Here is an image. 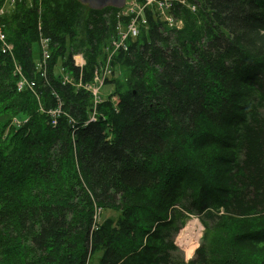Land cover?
Returning a JSON list of instances; mask_svg holds the SVG:
<instances>
[{
    "label": "trees",
    "instance_id": "16d2710c",
    "mask_svg": "<svg viewBox=\"0 0 264 264\" xmlns=\"http://www.w3.org/2000/svg\"><path fill=\"white\" fill-rule=\"evenodd\" d=\"M169 1L183 26L144 8L95 105L72 54L84 52L91 83L120 8L16 0L2 16L35 87L18 90L0 51V264H89L97 252V264H264V0ZM195 214L204 231L185 261L174 236Z\"/></svg>",
    "mask_w": 264,
    "mask_h": 264
},
{
    "label": "built area",
    "instance_id": "2783aa9c",
    "mask_svg": "<svg viewBox=\"0 0 264 264\" xmlns=\"http://www.w3.org/2000/svg\"><path fill=\"white\" fill-rule=\"evenodd\" d=\"M16 0H5L0 5V51L4 54L9 55L13 61V74L18 78L17 87L18 90L24 89V87H28L30 89H34L35 81L29 80L22 71L21 66L14 58L13 53V44L8 40L6 33L3 29V24L1 22L2 16L14 6ZM184 2V1H182ZM156 5L157 11L160 13L161 17H164L165 21L169 25H174L173 19L168 18L167 10L170 7L169 0H131L130 2H126L125 5L120 8L118 12V23L116 25L117 33L114 37L111 38L110 43L106 47V56L103 63L96 68L93 75V80L91 83L83 84L81 82V69L84 66V61L82 59L78 60L74 57L75 65L80 69L79 80L75 83L77 86H82L86 90L90 91L93 95V103L94 105L101 101V97L99 96V87L103 85L106 77L111 73V57L113 53H115L119 49L126 50V41L129 38H135L139 33V26L145 22L143 19V11L144 8L148 6ZM194 8V7H193ZM164 15V16H162ZM124 16L129 19L124 21ZM39 36H38V45L40 48V58L36 63V69L42 77H46L48 62L51 57L50 52V39L43 35L41 32V26H38ZM63 82L72 83V78L69 74L63 73L62 76ZM59 113V110L51 111L52 115ZM95 110H93L91 120L94 119ZM53 124L56 123L54 119L52 121ZM101 210L98 209L96 212V218L98 212Z\"/></svg>",
    "mask_w": 264,
    "mask_h": 264
},
{
    "label": "rangeland",
    "instance_id": "374dc122",
    "mask_svg": "<svg viewBox=\"0 0 264 264\" xmlns=\"http://www.w3.org/2000/svg\"><path fill=\"white\" fill-rule=\"evenodd\" d=\"M131 0H126V2H130ZM189 6V7H188ZM187 8H190L191 11H194L196 9V7L194 5H187L186 6ZM194 7V8H193ZM116 15V23L114 24V27H110L109 31L110 33L112 34V32L114 33H117V29H116V25L118 23V13L116 12L115 13ZM164 16V15H162ZM126 17V16H124ZM168 18L169 19H173L174 21V25H170L171 27H176V28H181L183 26V23H184V18L182 16V13L179 12V16L178 18L174 17L173 15L169 14L168 13ZM162 20H164L165 18L164 17H161ZM124 21H126L127 19H123ZM139 29H140V26H139ZM32 51H33V56L34 58H38L39 55H40V48H39V45L37 42H35L33 45H32ZM72 57H73V60H74V57L77 58L78 60L82 59L84 61V65L86 63V58H85V55H84V52L83 51H77V52H73L72 54ZM59 67H60V64H58V67H57V70L59 71ZM113 90H114V84L113 83H105L103 85H101L99 87V96L101 98H107L108 96H110L112 93H113ZM112 99H114L115 101L117 100V96L114 95L112 96ZM108 216H114L116 217L117 216V213H115L114 211H111V210H102L100 212H98V219L100 217V219H104L105 217H108ZM200 218H202L201 215H191L189 216V218L187 219L186 223L189 222V221H195V222H198L199 223V228H198V232H197V237L195 239V241L193 242H188L186 239L184 240V242L182 243L181 242V239H180V234L182 233L181 231H183L185 225H183L179 231L176 233V235L174 236V242L176 244V246L178 247V250H179V255H180V258L187 261L189 259H191L195 253V250L197 249V247L199 246L200 244V241H201V237H202V233L204 231V227H203V224H201V221H200ZM191 244L194 245L193 249L190 250L188 249L187 247H189ZM220 249L222 250H226L227 247L226 245L220 247ZM189 252V253H193L188 255L186 253V251ZM228 258V256H226ZM225 258V259H227ZM98 259H99V252L95 253L91 259H90V263L89 264H97L98 262ZM230 264H234V263H230Z\"/></svg>",
    "mask_w": 264,
    "mask_h": 264
},
{
    "label": "water",
    "instance_id": "95a60500",
    "mask_svg": "<svg viewBox=\"0 0 264 264\" xmlns=\"http://www.w3.org/2000/svg\"><path fill=\"white\" fill-rule=\"evenodd\" d=\"M82 4L87 5L90 9L100 10L105 7L122 8L126 0H79Z\"/></svg>",
    "mask_w": 264,
    "mask_h": 264
},
{
    "label": "bare ground",
    "instance_id": "6f19581e",
    "mask_svg": "<svg viewBox=\"0 0 264 264\" xmlns=\"http://www.w3.org/2000/svg\"><path fill=\"white\" fill-rule=\"evenodd\" d=\"M199 228V223L195 221H189L186 223L185 228L180 234L181 242L183 243L186 239L188 242L195 241L197 237V232ZM192 245V244H191Z\"/></svg>",
    "mask_w": 264,
    "mask_h": 264
}]
</instances>
